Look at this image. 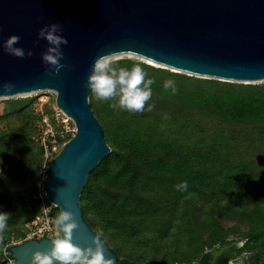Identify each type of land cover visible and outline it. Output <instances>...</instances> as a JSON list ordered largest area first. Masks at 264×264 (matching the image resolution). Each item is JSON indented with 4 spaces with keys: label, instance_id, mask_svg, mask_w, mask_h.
Wrapping results in <instances>:
<instances>
[{
    "label": "trees",
    "instance_id": "trees-1",
    "mask_svg": "<svg viewBox=\"0 0 264 264\" xmlns=\"http://www.w3.org/2000/svg\"><path fill=\"white\" fill-rule=\"evenodd\" d=\"M136 64L154 81L152 111L113 108L118 97L102 102L90 94L112 152L82 192L85 220L116 264H193L241 241L236 252L248 255L245 264H264V83L195 77L128 58L113 66ZM168 80L175 93L165 89ZM38 99L2 101L0 213L10 219L0 233V264H8L6 247L25 241L47 200L38 136L52 106L40 112ZM183 182L187 189H178Z\"/></svg>",
    "mask_w": 264,
    "mask_h": 264
},
{
    "label": "water",
    "instance_id": "water-1",
    "mask_svg": "<svg viewBox=\"0 0 264 264\" xmlns=\"http://www.w3.org/2000/svg\"><path fill=\"white\" fill-rule=\"evenodd\" d=\"M54 23L68 40L61 45L65 67L59 75L50 74L53 69L42 59L50 45L38 39L39 31ZM12 35L21 37L15 47L32 51L31 57L4 51ZM116 53L204 77L263 80L264 0H0V97L56 92V104L74 119L76 132L49 163L46 197L60 212L74 213L75 244L94 248L98 238L114 264L117 255L85 220L81 195L92 171L112 152L87 80L99 56ZM4 84L14 87L7 91ZM55 238L13 245L12 256L17 264H32L34 253L50 251ZM242 245L211 251L231 254Z\"/></svg>",
    "mask_w": 264,
    "mask_h": 264
},
{
    "label": "clouds",
    "instance_id": "clouds-1",
    "mask_svg": "<svg viewBox=\"0 0 264 264\" xmlns=\"http://www.w3.org/2000/svg\"><path fill=\"white\" fill-rule=\"evenodd\" d=\"M61 25L51 24L39 31L38 39H44L50 47L42 54V59L46 65H50L53 73L59 75L61 69L65 67L61 63L64 53L61 45H67L68 40L62 35ZM21 37L10 36L3 44V49L8 54L17 58L31 57L32 51L25 53L20 47H15L20 43ZM115 54L99 56L93 65L91 74L87 80V87L95 95L97 100L108 102L118 97V102L110 106L120 108L134 113H143L145 106L152 111L154 105L148 104L152 98V79H146L144 69L139 65H134L131 70L114 67ZM4 89L11 91L14 85L4 84ZM165 89L176 92L175 82L168 80L164 84ZM178 189H187V182L177 186ZM8 213H0V233L8 227ZM55 226L58 230L57 238L51 240V249L48 252H36L33 255L32 264H114L112 259L106 258L103 245L98 238L93 243L95 247L82 248L73 242L74 230L78 228L72 211L62 210L55 218ZM62 234V235H61ZM245 241H241V245Z\"/></svg>",
    "mask_w": 264,
    "mask_h": 264
},
{
    "label": "built area",
    "instance_id": "built-area-1",
    "mask_svg": "<svg viewBox=\"0 0 264 264\" xmlns=\"http://www.w3.org/2000/svg\"><path fill=\"white\" fill-rule=\"evenodd\" d=\"M41 125L42 131L38 141L44 150V160L50 163L51 159L61 150L63 144L65 143L60 141V137L63 139L72 137L76 132V124L70 115L55 104L53 106L51 116L49 114L42 115ZM41 203V213L27 233L25 240H40L44 237L57 236L58 230L55 226V218L57 215L53 211L54 205L43 196ZM19 243L21 242H14L12 246ZM5 256L8 258V264H17L16 259L12 256L11 248L10 251L7 247L5 248Z\"/></svg>",
    "mask_w": 264,
    "mask_h": 264
},
{
    "label": "rangeland",
    "instance_id": "rangeland-1",
    "mask_svg": "<svg viewBox=\"0 0 264 264\" xmlns=\"http://www.w3.org/2000/svg\"><path fill=\"white\" fill-rule=\"evenodd\" d=\"M123 58L142 61V62H145L147 64H151L152 66H155V67L168 68L171 71L185 73V74L192 75L195 77L212 78V77H204L201 75H195V74L187 73L184 71L175 70L173 68L163 66L159 63L158 64L157 63H151L146 58H144L140 55L133 54V53H116L115 54V60L123 59ZM212 79H217V78H212ZM218 80H222V79H218ZM224 81H228V80H224ZM231 81L232 82H243V81H235V80H231ZM243 83L259 84V83H264V79L263 80H257V81H247V82H243ZM27 96H37L39 98L38 102H37L38 104H35V107H37V110L40 112H44V106H45L44 104L49 103L52 106V110H53V106L56 104V92L55 91H53V90L35 91V92H31V93L17 94V95H13V96H9V97H0V113L2 112V108H3V103H2L3 100L23 98V97H27ZM93 107L95 110V105ZM43 114H47V113H43ZM5 125H6L5 123L0 124V126H5ZM39 126H40V129L42 131L41 123ZM39 137H40V135L38 136V139H39ZM48 167H49V162H46L44 160V165L42 166V169H41L42 179L39 183L40 186H42L48 178ZM232 223L233 222H228L229 225H231ZM247 260H248V255L242 254V255H236L235 262L237 261L239 264H245V262H247Z\"/></svg>",
    "mask_w": 264,
    "mask_h": 264
},
{
    "label": "flooded vegetation",
    "instance_id": "flooded-vegetation-1",
    "mask_svg": "<svg viewBox=\"0 0 264 264\" xmlns=\"http://www.w3.org/2000/svg\"><path fill=\"white\" fill-rule=\"evenodd\" d=\"M218 247H220V246H218ZM227 247H229V246H227ZM220 248H222V247H220ZM211 250L208 251L209 258L206 260L201 258L198 261H196L197 264H239L237 261L235 262L236 255H237L236 250L232 251L231 254L218 253V254H216V256H215V254H213V252ZM216 261H217V263H216Z\"/></svg>",
    "mask_w": 264,
    "mask_h": 264
},
{
    "label": "bare ground",
    "instance_id": "bare-ground-1",
    "mask_svg": "<svg viewBox=\"0 0 264 264\" xmlns=\"http://www.w3.org/2000/svg\"><path fill=\"white\" fill-rule=\"evenodd\" d=\"M147 59V58H146ZM147 60H149L151 63H156V62H154V61H152V60H150V59H147ZM158 64V63H157ZM216 263H217V261H216Z\"/></svg>",
    "mask_w": 264,
    "mask_h": 264
}]
</instances>
